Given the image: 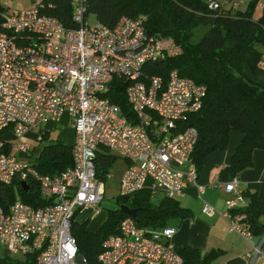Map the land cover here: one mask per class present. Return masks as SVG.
I'll return each instance as SVG.
<instances>
[{
    "label": "built area",
    "instance_id": "obj_1",
    "mask_svg": "<svg viewBox=\"0 0 264 264\" xmlns=\"http://www.w3.org/2000/svg\"><path fill=\"white\" fill-rule=\"evenodd\" d=\"M40 1L13 10L6 7L8 0H0V130L10 134L0 137V185L30 178L51 202L32 207L14 199L6 208L0 205V247L9 254L36 252L39 264H76L71 218L75 210L103 199V182L94 165L99 146L126 161L119 195L148 188L175 198L188 184L203 190L191 162L197 131L180 128L177 122L200 108L205 86L176 70L168 72L166 82L144 75V64L174 54L177 48L169 39L147 34L141 14L122 17L110 28L97 20L88 22L87 0H68L76 26L65 27L40 11ZM207 5L218 6L213 0ZM258 6L264 9V0ZM113 78L126 82L124 93L134 122L105 95ZM47 121L68 122L75 134L72 164L53 175L41 174L21 159L31 150L27 132ZM6 145L9 150L3 151ZM237 181L234 176L224 184L225 191L234 193L225 201L224 216L244 204ZM201 212L211 216L217 210L203 201ZM230 216L229 230L250 239L245 224ZM175 232L172 226L146 230L127 216L118 233L102 241L97 262L180 264L171 241ZM262 242L264 235L254 254Z\"/></svg>",
    "mask_w": 264,
    "mask_h": 264
},
{
    "label": "trees",
    "instance_id": "obj_2",
    "mask_svg": "<svg viewBox=\"0 0 264 264\" xmlns=\"http://www.w3.org/2000/svg\"><path fill=\"white\" fill-rule=\"evenodd\" d=\"M213 1L218 4L215 9L208 7V0H87L85 15L87 20L92 16L112 28L122 17L141 14L147 34L173 42L176 52L144 64V75H157L166 82L168 72L176 70L179 75L205 86L200 108L187 113L177 123L180 128L191 126L197 131L191 154L197 173L209 154L227 148L231 132L241 133L229 162L221 169L231 178L252 166L254 149H264V9L255 15L259 0H248L243 9L223 6L232 0ZM40 3L41 12L55 17L65 27L76 26L70 1L41 0ZM197 26H202V32L192 41V31ZM125 85L122 79L113 78L105 95L134 122L124 93ZM4 133V129L0 130V137ZM37 142L21 159L39 173L53 175L72 164L71 145L49 138L48 133L42 134ZM8 150V145L3 147V151ZM95 152V175L102 180L118 155L104 146ZM20 182L21 179L14 178L10 184L18 200L32 207L51 202L39 194L36 181L25 179L27 191L21 188ZM153 193L142 188L129 195L117 194L115 204L106 209V219L95 231L86 229L87 220L76 222L74 217L79 209L74 211L70 233L75 238L77 253L85 259L84 264H98L102 241L118 233L120 221L128 216L120 204L138 208L133 220L137 227L146 230L162 228L172 218L191 217L190 210L179 205L175 198L163 195L154 202ZM241 194L244 204L229 211L233 215L243 213L240 221L253 235L261 237L264 235V197L255 191H241ZM0 205L4 208L8 205L1 187ZM177 252L181 256L180 264H217L216 259L222 254L220 249L201 252L196 248H181ZM36 254L28 252L20 258L2 255L0 264H39Z\"/></svg>",
    "mask_w": 264,
    "mask_h": 264
},
{
    "label": "crops",
    "instance_id": "obj_3",
    "mask_svg": "<svg viewBox=\"0 0 264 264\" xmlns=\"http://www.w3.org/2000/svg\"><path fill=\"white\" fill-rule=\"evenodd\" d=\"M238 1L239 0L227 1L223 6L229 7ZM247 2L248 0L240 3L238 8H245ZM256 8H259L260 11L262 10L258 4ZM60 123L61 122L47 121L29 130L27 135L31 134V136L37 138L38 141L44 133H48L49 136V128ZM65 124L67 125H65V127H69L67 128L70 137L69 142H60L72 146L75 141L74 130L70 123L65 122ZM5 135L6 138H10V134L6 133ZM26 138H28V136H26ZM57 139L59 140V137ZM240 139V132H231L227 148L223 151H215L205 158L197 173V182L204 186L201 192L194 184H188L184 187L181 194L175 197L179 205L188 208L191 212V217L182 220L172 218L168 220V225H166L176 228L175 234L171 237L172 244L176 251H179L181 248H196L201 252H206L210 249H220L222 254L216 259L217 264H264V243L260 245L259 252L256 254L253 252V248L258 246L260 242V236L252 234L250 239H246L234 231L229 230L228 223L231 213L226 216L221 214L227 210L225 201L234 197L233 192L224 190V184L231 178L228 173L222 172L221 169L229 162ZM27 141L29 142L28 139ZM30 146L31 148L33 147L31 144ZM109 152L115 154L111 150H109ZM121 159L123 160V168L118 173V186L120 177L126 168V161L123 158ZM252 162L253 164L251 167L243 169L236 176L238 180L237 188L240 192L242 191V193L244 191H255L260 196L264 197V149L253 150ZM111 175L112 173L109 168V171L105 174V178L102 179L103 187L106 179L111 177ZM213 180H216L215 185L209 186L208 184L213 182ZM5 186H8V195L4 189ZM0 187L6 201L11 202L17 199L11 185H1ZM203 201L212 205L217 212L211 216L203 214L201 212ZM99 204L100 203L83 206L77 211L74 220L76 222L87 220L86 229L88 231H95L107 216V211H104ZM240 205L242 204L237 206ZM234 215L239 219L244 216L241 212H236ZM3 251V255H9L6 250L3 249ZM11 254H13L11 257L20 258L19 256H14L18 253Z\"/></svg>",
    "mask_w": 264,
    "mask_h": 264
},
{
    "label": "rangeland",
    "instance_id": "obj_4",
    "mask_svg": "<svg viewBox=\"0 0 264 264\" xmlns=\"http://www.w3.org/2000/svg\"><path fill=\"white\" fill-rule=\"evenodd\" d=\"M36 1L37 0H8L6 7L8 9H13V10L23 9V8L33 6ZM259 13H260L259 8H256L255 14H259ZM93 21H94V18L92 16H89L88 22L91 23ZM192 32L193 34H192L191 39L192 41H196L202 32V26L195 27ZM163 38L168 39L166 37H163ZM65 125H66L65 122L61 121L60 124H57L52 128H49L48 137L52 139H57L59 137V141L68 143L70 137H69V133H68L69 131L67 128L69 127H65ZM27 136H28L27 139L29 140L32 146H35L36 144H38L37 138L32 137L31 134H28ZM122 168H123V160L121 159V157H117L115 161L113 162L112 166L110 167V172L112 173V175L105 181L103 199L101 200L99 204V206H101V208L104 211L112 207L115 204L114 199L119 192L118 173L122 170ZM4 189L8 195L9 193L8 186H5ZM163 195L164 194L161 191H156L155 193L152 194V200L156 202L157 199L161 198ZM3 249H4L3 247H0V256H2L4 253ZM9 255L12 256L13 254H9ZM14 256L20 257V253L15 254Z\"/></svg>",
    "mask_w": 264,
    "mask_h": 264
},
{
    "label": "water",
    "instance_id": "obj_5",
    "mask_svg": "<svg viewBox=\"0 0 264 264\" xmlns=\"http://www.w3.org/2000/svg\"><path fill=\"white\" fill-rule=\"evenodd\" d=\"M20 186L24 191L28 190V185L25 181L20 182ZM120 209L127 215L131 216L132 218L135 217L136 211L138 208H130L125 204H120ZM76 264H84L83 256L81 254H77L75 256Z\"/></svg>",
    "mask_w": 264,
    "mask_h": 264
}]
</instances>
